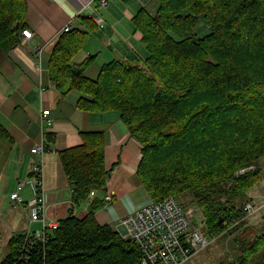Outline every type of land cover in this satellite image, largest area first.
I'll use <instances>...</instances> for the list:
<instances>
[{
  "label": "trees",
  "instance_id": "trees-1",
  "mask_svg": "<svg viewBox=\"0 0 264 264\" xmlns=\"http://www.w3.org/2000/svg\"><path fill=\"white\" fill-rule=\"evenodd\" d=\"M156 1L155 12L141 9L132 20L148 52L146 68L112 61L91 78V56L76 72L71 62L89 34L74 29L52 52L51 79L63 95L80 92L82 109L121 113L143 147L138 175L153 202L182 203L189 195L182 204L200 208L209 235L234 236L236 255L226 264H264V222L260 229L249 224L246 211L248 193L264 176V0ZM26 13V0H0L4 51L21 43ZM202 20L209 32L199 36ZM82 135L60 160L76 206L96 192L90 212L62 219L45 231V242L14 236L0 264H141L137 244L95 217L109 175L104 134ZM0 140L11 141L1 123Z\"/></svg>",
  "mask_w": 264,
  "mask_h": 264
},
{
  "label": "crops",
  "instance_id": "crops-1",
  "mask_svg": "<svg viewBox=\"0 0 264 264\" xmlns=\"http://www.w3.org/2000/svg\"><path fill=\"white\" fill-rule=\"evenodd\" d=\"M26 3L27 29L33 32L32 37L27 40L23 36L21 43L9 51L0 48V123L11 136V141L0 140L3 151L0 159H4L0 207L5 208V215L10 214L19 234L43 230L41 222H30L26 206L10 198L14 192H19L25 202L34 197L31 173L34 164L42 161L46 219L61 221L71 214L79 219L86 217L94 197L78 206L74 204L60 153L81 145L82 132L101 131L105 170L109 172L103 200L107 193L113 194V200L108 205L104 201L95 217L99 224L117 230L121 219L153 203L138 175L143 147L129 132L120 112L82 109L79 101L83 95L76 90L63 95L51 79L49 61L63 29L70 26L71 31L79 29L89 34L85 47L71 62L76 72L91 56L96 57L95 62L85 70L91 78L98 76L102 65L112 61L144 66L148 52L143 35L134 29L132 20L141 9L155 12L157 1L107 0L106 7H102L96 0L85 10L80 0H26ZM47 110L49 115H43ZM51 135L55 137L53 144H49ZM41 144L45 153L34 154L32 149ZM22 181L26 184L19 189ZM250 198L257 207L264 203L263 195ZM260 214H248V221Z\"/></svg>",
  "mask_w": 264,
  "mask_h": 264
},
{
  "label": "built area",
  "instance_id": "built-area-1",
  "mask_svg": "<svg viewBox=\"0 0 264 264\" xmlns=\"http://www.w3.org/2000/svg\"><path fill=\"white\" fill-rule=\"evenodd\" d=\"M80 1L83 10H85L96 0ZM99 1L102 7H106L107 0ZM70 31V26L63 29V33ZM32 35L31 30L23 31V36L27 40ZM49 113L50 111L47 110L43 115L48 116ZM32 152L43 155L45 146L37 145L32 149ZM42 167V161L33 166L31 180L35 195L29 202H25L19 192L12 193L10 198L15 203L28 208L31 223L41 222L43 224L42 231L30 232L28 230L24 234L33 235L36 239L45 242V231L57 229L60 221L46 219ZM25 184V181L20 182L19 189ZM95 195V191L91 193V197H95ZM112 200L113 194L107 193L104 201L108 205ZM246 211L249 215L257 212L264 215V203L258 207L250 203L246 206ZM206 228L205 217L200 208L185 206L175 198H168L160 202H153L134 214L124 217L120 220L117 231L124 239L132 240L140 248L141 264H185L210 246L212 240L208 237Z\"/></svg>",
  "mask_w": 264,
  "mask_h": 264
},
{
  "label": "rangeland",
  "instance_id": "rangeland-1",
  "mask_svg": "<svg viewBox=\"0 0 264 264\" xmlns=\"http://www.w3.org/2000/svg\"><path fill=\"white\" fill-rule=\"evenodd\" d=\"M197 34L199 36H203L206 33L209 32V29L207 25L205 24L204 20L201 21L199 27L196 30ZM141 65V64H140ZM142 66V65H141ZM144 68V66H142ZM0 152H3L2 150ZM4 162L3 157L0 159V172L2 170V164ZM260 166L264 169V158L260 161ZM264 171V170H263ZM255 194H260L264 196V176L261 180V182L258 184L256 188L251 190L248 193L249 197H253ZM247 197V198H249ZM190 196L186 195L182 197L180 200L182 203H190ZM250 199V198H249ZM264 202V198L261 200ZM193 205V204H190ZM4 207H0V261L3 260L7 254L9 253V242L10 240L19 234V231H16L14 229L13 224L11 223V216L4 214ZM264 220H262V217L258 216L251 218L249 220V224L256 226L258 229H260L263 225ZM36 225V224H35ZM210 238L211 244L209 247L198 253L196 256H194L191 260L186 262L185 264H226L228 262H231L235 253L233 254V237L221 240V238L216 237L213 240V237L211 235H208Z\"/></svg>",
  "mask_w": 264,
  "mask_h": 264
}]
</instances>
